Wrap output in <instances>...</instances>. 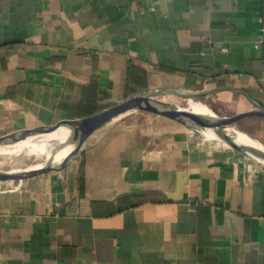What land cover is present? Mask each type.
<instances>
[{
  "label": "crops",
  "instance_id": "0c3cea01",
  "mask_svg": "<svg viewBox=\"0 0 264 264\" xmlns=\"http://www.w3.org/2000/svg\"><path fill=\"white\" fill-rule=\"evenodd\" d=\"M262 26L264 0H0V136L163 87L264 107ZM127 122L0 189L4 263L264 264V164Z\"/></svg>",
  "mask_w": 264,
  "mask_h": 264
},
{
  "label": "water",
  "instance_id": "95a60500",
  "mask_svg": "<svg viewBox=\"0 0 264 264\" xmlns=\"http://www.w3.org/2000/svg\"><path fill=\"white\" fill-rule=\"evenodd\" d=\"M185 90L184 93L179 92V90ZM246 98L249 100L251 105L253 106L250 110L240 111L230 115H219L212 108H210L203 100L202 97L207 95L208 91H200L196 89H190L186 87H163L159 89H150L146 91H142L137 93L127 99H124L98 113L93 115L76 118V119H67L62 120L54 124L50 125H40L29 129H23L18 131H13L11 133L1 135L0 136V144H17L22 142L28 138H37L46 133H50L56 131L59 128H71L75 127L76 130L71 133V138L67 139V143L73 144L75 148L80 145H83L89 137V135L96 130L97 128L109 123L114 120L120 114L126 113L131 110L136 109H148L157 114L170 117L178 122L185 123L186 121H196L198 126H186L188 128L194 129L196 131H201L204 133L202 129H210L215 136L220 139L223 143L228 146L234 147L236 149L242 150L245 153L249 154V150L253 149L252 146L239 145L234 142L232 137L228 133H224L221 130L226 129L227 127L236 124L237 121L251 116H257L264 118V107L257 103L255 100L250 98L246 93L239 90ZM180 95L183 99L188 102L193 99L196 101H201L205 103L210 109V113H201L187 109L186 107L179 104L167 102V101H159L157 98L162 95ZM166 104H173L177 107L166 108ZM63 145H61L62 147ZM60 147V148H61ZM83 147L78 151V153L83 149ZM60 150V149H59ZM77 153V154H78ZM76 153H69L70 159L67 161H61L59 163H52V161H47V164H43V167L27 169L26 171H5L4 169H0V182L5 179H13L18 178L21 180L24 176L35 174V173H44L52 169H61L68 165L76 156ZM252 157V156H251ZM12 172V173H11Z\"/></svg>",
  "mask_w": 264,
  "mask_h": 264
},
{
  "label": "rangeland",
  "instance_id": "374dc122",
  "mask_svg": "<svg viewBox=\"0 0 264 264\" xmlns=\"http://www.w3.org/2000/svg\"><path fill=\"white\" fill-rule=\"evenodd\" d=\"M205 96L202 97V100L219 115H230V114H234V113H237L240 111L251 109L253 107L250 103H247L246 101L241 100V98H239L236 95L228 94V95L223 96L221 98H216V99L213 98L214 100L212 98H210V96L209 97H205ZM157 99L159 101H162V102L167 101V102L182 105L184 107L188 104V102H186L185 99H183L182 97H179L177 95H174V94L162 95V96L158 97ZM162 118L163 119H166V118L170 119L171 123H178L179 125L181 124L180 122L173 120L170 117L163 116V115L161 116L160 114H156L155 112L148 110V109H145V108L128 111L126 113L120 114L115 119H118V121L127 120L128 121L127 123L130 122V119H133L135 125L137 124L139 126H145L146 127V126H152L153 124H158L159 122H157V121L159 119H162ZM171 125H173V124H171ZM182 125H183V128H185L186 130L197 133L201 137H206L207 139L212 140L213 142H218V144L221 146H225V145L227 146V144L223 143L221 140L218 141L217 139L209 138L206 135H204V133H202L201 131L198 132L194 129L186 127L187 125L184 123H182ZM230 127H235L238 130L249 133L251 136H253L254 138L261 141L262 144L264 145V118L257 117V116L246 117V118H243V119L237 121L236 124L231 125L227 128H230ZM61 145H62L61 143L60 144L55 143L51 149V151H52L51 153L58 151L60 149ZM228 147H231V146H228ZM234 149H236V148H234ZM246 156L249 157L254 162L261 163L248 154H246ZM46 162L47 161L43 160V159L42 160L35 159L34 156L31 154H29V155L20 154V155H17V157H14L11 161L6 160L2 164L0 163V169H4L5 171L18 170V169H22V168H25L27 166H30V165L36 164V163L47 164ZM58 163H59V165L61 164V162H58ZM262 164H264V163H262ZM53 170H56V169H52V170H49V171L44 172V173L30 174V175L24 176L21 180H18V178L5 179L4 181L0 182V189L2 190L5 187H9L8 185L15 186L18 184V181H22L28 176H41V175H44V174H46L50 171H53Z\"/></svg>",
  "mask_w": 264,
  "mask_h": 264
},
{
  "label": "bare ground",
  "instance_id": "6f19581e",
  "mask_svg": "<svg viewBox=\"0 0 264 264\" xmlns=\"http://www.w3.org/2000/svg\"><path fill=\"white\" fill-rule=\"evenodd\" d=\"M179 92L184 93L185 90L180 89ZM177 96L181 97L180 95H177ZM170 107H177V106L173 104H166V108L169 109ZM185 107L189 110L196 111V112L210 113V109L205 103H202L201 101H196L193 99L189 100L188 104ZM184 124H186L187 126H198V123L196 121H186ZM75 130H76L75 127H71L68 129L59 128L56 131L46 133L37 138H28L17 144H8V145L0 144V163L2 164L6 160L11 161L14 157H17V155H20V154H24V155L31 154L34 156L35 159H38V160L43 159L46 161H52L53 164L57 162H61L63 160L67 161L68 159H70L68 155L69 153L77 154L78 151L83 147V145H80L77 148H75L73 144L67 143V139L71 138V133ZM202 130L205 131L204 135H206L207 137L212 138V139H217L218 141L220 140L215 136V134L210 129L203 128ZM221 131L224 133H228L232 137L234 142L239 145H245V146L249 145V146L254 147L255 150L253 149L249 150L250 156H252L257 161L264 163V145L262 144L261 141L254 138L249 133L238 130L235 127L226 128ZM55 143H58V144L61 143L63 146L60 148V150L51 153L52 152L51 149ZM39 167H43V163L42 164L41 163L32 164L25 168L18 169V171H23V170L26 171L27 169L39 168ZM14 171H17V170H14Z\"/></svg>",
  "mask_w": 264,
  "mask_h": 264
},
{
  "label": "built area",
  "instance_id": "2783aa9c",
  "mask_svg": "<svg viewBox=\"0 0 264 264\" xmlns=\"http://www.w3.org/2000/svg\"><path fill=\"white\" fill-rule=\"evenodd\" d=\"M260 30H261V32H263V31H264V26H262V27L260 28ZM258 41H259V42H262V41H263V36H262V35L259 36ZM0 264H5L4 261H3L1 258H0Z\"/></svg>",
  "mask_w": 264,
  "mask_h": 264
}]
</instances>
